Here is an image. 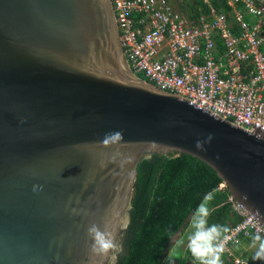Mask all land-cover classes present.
<instances>
[{
    "label": "water",
    "instance_id": "95a60500",
    "mask_svg": "<svg viewBox=\"0 0 264 264\" xmlns=\"http://www.w3.org/2000/svg\"><path fill=\"white\" fill-rule=\"evenodd\" d=\"M181 153L264 226V133L135 75L110 0H0V264H115L139 161Z\"/></svg>",
    "mask_w": 264,
    "mask_h": 264
},
{
    "label": "built area",
    "instance_id": "2783aa9c",
    "mask_svg": "<svg viewBox=\"0 0 264 264\" xmlns=\"http://www.w3.org/2000/svg\"><path fill=\"white\" fill-rule=\"evenodd\" d=\"M110 1L135 75L249 132L264 133L263 0H227L237 32L223 12L212 10L210 19L194 23L169 0ZM228 200L242 219L230 227L223 254L234 264H247L234 248L243 236L264 235V226L230 195Z\"/></svg>",
    "mask_w": 264,
    "mask_h": 264
},
{
    "label": "trees",
    "instance_id": "16d2710c",
    "mask_svg": "<svg viewBox=\"0 0 264 264\" xmlns=\"http://www.w3.org/2000/svg\"><path fill=\"white\" fill-rule=\"evenodd\" d=\"M176 8L194 23L200 18L210 19L212 10L223 12L231 22L232 31H238L227 0H177ZM245 18L252 22L250 17ZM217 43L220 44L218 39ZM137 76L148 81L142 73ZM221 183L222 179L210 165L186 153L153 154L141 159L115 264H168L173 239H169L164 228L170 227L173 237L182 232L192 211L208 193L213 194L209 223L229 228L238 223L242 218L232 211L228 189L220 187ZM222 261L234 264L227 254L222 255ZM247 264H264V261L249 257Z\"/></svg>",
    "mask_w": 264,
    "mask_h": 264
},
{
    "label": "clouds",
    "instance_id": "9594fccd",
    "mask_svg": "<svg viewBox=\"0 0 264 264\" xmlns=\"http://www.w3.org/2000/svg\"><path fill=\"white\" fill-rule=\"evenodd\" d=\"M118 139L119 134L106 136L104 143H109V139ZM197 143V147H201ZM42 189V186L33 185V191ZM213 199V194L204 196L199 205L192 211L189 218L185 234L176 239L169 248L168 264H176V260L181 258L182 250H185L195 261V264H223L222 255L225 251L226 241L231 229L222 224L209 223L212 214L209 204ZM170 240L173 239L170 227L163 230ZM87 235L91 241L90 251L94 254L107 255L116 248L113 235L106 227L98 226L96 223L89 224ZM250 247L253 248V260L264 261V235L257 232L250 237Z\"/></svg>",
    "mask_w": 264,
    "mask_h": 264
},
{
    "label": "crops",
    "instance_id": "0c3cea01",
    "mask_svg": "<svg viewBox=\"0 0 264 264\" xmlns=\"http://www.w3.org/2000/svg\"><path fill=\"white\" fill-rule=\"evenodd\" d=\"M186 228L182 232L177 233L173 237V240H172L173 242L172 243H174V241L176 239H179L180 237H182L185 234ZM249 235L241 237L240 242L235 246L234 255L236 257H240V258H243V259L247 260L249 257L253 256L255 250L250 247V237H249ZM176 264H195V261L190 256V254H188L185 250H182L181 258L176 260Z\"/></svg>",
    "mask_w": 264,
    "mask_h": 264
},
{
    "label": "rangeland",
    "instance_id": "374dc122",
    "mask_svg": "<svg viewBox=\"0 0 264 264\" xmlns=\"http://www.w3.org/2000/svg\"><path fill=\"white\" fill-rule=\"evenodd\" d=\"M170 2H171V4H172V6L175 8V9H177L176 8V3H177V0H169ZM181 0H179V2H180ZM120 249H121V246H120V244L118 245V247H117V250H118V252L120 251ZM116 261V260H115ZM115 261H114V263H115Z\"/></svg>",
    "mask_w": 264,
    "mask_h": 264
},
{
    "label": "flooded vegetation",
    "instance_id": "af4514ba",
    "mask_svg": "<svg viewBox=\"0 0 264 264\" xmlns=\"http://www.w3.org/2000/svg\"><path fill=\"white\" fill-rule=\"evenodd\" d=\"M122 234L123 233H121V236H120V238H119V241H118V244H117V246L120 244V246H121V237H122ZM117 254H118V250L115 252V255H116V257H117Z\"/></svg>",
    "mask_w": 264,
    "mask_h": 264
}]
</instances>
